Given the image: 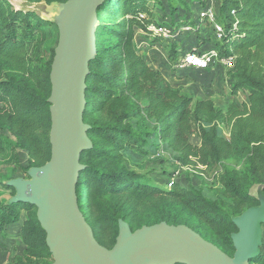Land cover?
<instances>
[{
  "label": "trees",
  "instance_id": "16d2710c",
  "mask_svg": "<svg viewBox=\"0 0 264 264\" xmlns=\"http://www.w3.org/2000/svg\"><path fill=\"white\" fill-rule=\"evenodd\" d=\"M23 1L49 5L66 0ZM148 2L108 0L99 10L97 55L86 78L83 113L93 147L80 157L85 168L76 186L77 204L96 241L108 249L115 244L120 219L132 231L164 221L190 227L232 256L230 235L236 227L231 218L258 205L249 191L253 185L264 184V0H217L216 19L223 28L218 54L233 58V67L228 70L230 95L240 91L248 95L247 103L238 105L231 100L225 110L211 100L194 98L173 88L136 52L135 29L151 36L148 28L155 24L148 19L152 15ZM104 15L121 20L108 23ZM196 23L191 28L197 34L200 25H210L198 19ZM57 41L56 26L37 11L19 9L10 0H0V155L10 153L17 162L15 153L24 151L27 165L20 169L25 174L31 167L44 165L51 154L47 99ZM170 57L178 58L175 46ZM219 125L229 127L228 139L217 136ZM193 137L198 144L191 142ZM157 145L173 153L174 160L183 165L196 159L193 163L212 171L221 168L225 159L235 158L241 166L238 170L223 167L218 177V198L177 181H171L165 190L159 189L124 164L126 155L146 157ZM13 178L17 177L6 180ZM3 181L0 188L13 196L14 189ZM6 202L0 201V234L20 222L25 212L19 224L24 249L8 264H51L36 208ZM176 207L187 215L175 213ZM251 264H264L262 249Z\"/></svg>",
  "mask_w": 264,
  "mask_h": 264
},
{
  "label": "water",
  "instance_id": "95a60500",
  "mask_svg": "<svg viewBox=\"0 0 264 264\" xmlns=\"http://www.w3.org/2000/svg\"><path fill=\"white\" fill-rule=\"evenodd\" d=\"M108 0H66L45 4L39 13L56 26L58 41L51 63L47 99L51 126L49 160L27 170V177L3 183L14 189L6 204H28L46 234L51 264H251L261 255L264 238V184L250 188L258 205L231 218L232 256L190 227L166 222L134 231L118 221L115 244L100 245L77 204L81 154L92 149L83 120L86 78L97 55L99 10Z\"/></svg>",
  "mask_w": 264,
  "mask_h": 264
},
{
  "label": "rangeland",
  "instance_id": "374dc122",
  "mask_svg": "<svg viewBox=\"0 0 264 264\" xmlns=\"http://www.w3.org/2000/svg\"><path fill=\"white\" fill-rule=\"evenodd\" d=\"M14 6L24 10H35L38 13L45 12L44 3H26L23 0H10ZM149 0L148 6L151 9V16L148 19L154 20L155 24L166 25L173 32V38L163 39L156 37L150 32L151 36L145 32L135 29L133 43L136 52L154 69L159 70L167 79L173 88H179L182 92L191 94L194 98L211 100L214 104L225 110L231 100L238 105L248 102L247 93L240 91L235 96L230 95V75L229 69L218 61L211 65L208 69L180 71L175 70L173 65L179 54L189 51H198V48L204 51L214 50L219 52V38L215 35L211 24L203 25L199 34L195 30H188V27L195 26L197 8L195 0ZM108 23L120 22V17L104 15V21ZM191 21L193 24H191ZM218 22V21H217ZM154 24V25H155ZM152 25V24H151ZM149 25V26H151ZM44 34V39L47 40ZM157 39V40H155ZM113 42V40H111ZM177 48V59H171L172 48ZM198 46V47H197ZM217 136L228 139L229 127L219 125L217 128ZM193 144L199 141L194 137L191 139ZM152 154L146 157L125 156V166L134 169L144 178L159 189L169 186L171 181H177L184 187L194 186L200 188L202 193L211 198L220 197V185L218 177L222 173L223 167L234 168L238 170L241 166L240 161L235 158H228L223 161V166L212 171H208L205 167L195 164L196 159L188 165L176 162L173 153L164 149L161 145L152 147ZM16 160L11 158L10 153L0 155V180L6 181L9 177H27L21 167L27 165V155L24 151L15 153ZM11 197L10 191L0 188V201L5 202ZM175 213H179L181 217L187 215L181 207L175 208ZM25 218V212L21 213L20 219ZM19 223V222H18ZM13 224L6 228L0 234V264H8L10 260L19 256L24 247L19 238V224ZM191 225L194 221L191 220ZM204 230V228L199 227ZM206 233L213 239V234L207 230ZM264 252V238L263 247Z\"/></svg>",
  "mask_w": 264,
  "mask_h": 264
},
{
  "label": "built area",
  "instance_id": "2783aa9c",
  "mask_svg": "<svg viewBox=\"0 0 264 264\" xmlns=\"http://www.w3.org/2000/svg\"><path fill=\"white\" fill-rule=\"evenodd\" d=\"M195 5L198 10L196 18L200 23H209L213 27L215 35L221 39L223 35V28L217 22V0H195ZM233 13V12H232ZM154 35L161 36L165 39L173 38V32L166 25L152 24L148 28ZM192 30L191 27L187 28ZM197 51V50H196ZM222 63L228 69L233 67L232 57H220L218 52L214 50L187 52L181 55L175 64V68L180 71L186 70H204L208 69L216 62ZM170 185V184H169Z\"/></svg>",
  "mask_w": 264,
  "mask_h": 264
},
{
  "label": "crops",
  "instance_id": "0c3cea01",
  "mask_svg": "<svg viewBox=\"0 0 264 264\" xmlns=\"http://www.w3.org/2000/svg\"><path fill=\"white\" fill-rule=\"evenodd\" d=\"M202 26L200 25V28H201ZM22 221V219L20 220V222ZM20 222L18 223V224H20Z\"/></svg>",
  "mask_w": 264,
  "mask_h": 264
}]
</instances>
